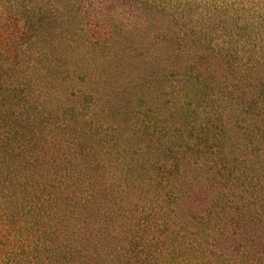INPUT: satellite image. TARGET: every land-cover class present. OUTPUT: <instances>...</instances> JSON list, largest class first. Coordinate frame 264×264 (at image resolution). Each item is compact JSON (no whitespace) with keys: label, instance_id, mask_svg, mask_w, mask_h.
Instances as JSON below:
<instances>
[{"label":"trees","instance_id":"trees-1","mask_svg":"<svg viewBox=\"0 0 264 264\" xmlns=\"http://www.w3.org/2000/svg\"><path fill=\"white\" fill-rule=\"evenodd\" d=\"M142 3L158 19L131 49L157 62L118 74L111 107L94 111L101 93L71 56L84 27L58 22L56 0H0L14 28L0 33V136L22 138L14 177L41 200L29 211L53 219L38 234L43 264H264V0ZM77 115L90 141L78 164L64 136ZM109 142L122 161L99 176L92 146ZM96 176L101 195L67 191L53 208L59 184Z\"/></svg>","mask_w":264,"mask_h":264},{"label":"rangeland","instance_id":"rangeland-1","mask_svg":"<svg viewBox=\"0 0 264 264\" xmlns=\"http://www.w3.org/2000/svg\"><path fill=\"white\" fill-rule=\"evenodd\" d=\"M56 1L58 22L66 25L71 21L72 26H82L85 29L84 33H80L83 38L80 40L75 39L76 43L71 44V48H73L71 56L73 60L79 61L81 68L87 70L89 74V77L86 78L89 83L84 86L88 84L92 89H99V93H101V100L99 105L94 107V111L98 109L97 107H111L108 101L110 92H113L114 87L117 86L114 81L116 80L118 84H124L125 81L124 76L117 77L118 74L131 72L134 75L139 71L145 76L149 71V67L157 62V59L152 56L143 58L142 52L131 48L135 41L144 40L145 38V35H138L135 29L141 28L145 24L149 25L152 23V18L153 20L158 18L150 13V6H145L142 3L144 0ZM147 1L151 2V0ZM68 7H72V13L77 15L72 17V20L65 17L66 14H64ZM13 29L11 24L6 25L0 22V33L5 31L4 35L9 34V32H13ZM87 40L94 44L89 43ZM64 42L66 41L61 42L63 46L66 45ZM66 53L69 54V51ZM137 54H140V56L136 57ZM144 61H146V64H143ZM102 81L105 89L97 87ZM69 82L76 87L79 86V83L75 80L70 79ZM137 82H140V80L138 79ZM106 98L108 101H106ZM54 115L56 118L55 124L61 125V112L57 110ZM86 118L89 117L77 115L75 120L66 121L65 131L67 134L64 132V136L68 138L67 143L73 141L68 150L74 153V157L77 155L75 153L79 150V146H85L84 152L90 149V141L82 132V130H85ZM73 128L76 133L70 131ZM102 134L93 137L92 141H96L97 137ZM129 134L127 132V135ZM235 135L236 132L232 134V136ZM17 140L19 142L15 144L10 137L0 136V264H43L46 251L42 245L44 241L41 240L38 234L47 228L53 222V219L43 215L41 211L40 213L29 211L34 208L36 202H41V200L36 201L33 199L30 202L26 195L29 188L25 185V179L14 177L15 169H25L24 162L26 159V154L23 152V140L22 138ZM124 142L125 138L122 137L120 143L124 144ZM227 148L228 146L225 150ZM117 150L118 148L112 146L110 142L92 146V152L96 153V160H100V164L96 168L97 175L105 174L106 177L108 171H113L111 168L113 160L119 157ZM14 154H18V156L15 157ZM105 155H107L106 158ZM78 159L79 156L77 155V164L79 163ZM119 159L122 161L120 157ZM101 180H97L96 176L83 179L78 183L75 180H68L69 187L66 186V183L59 184L60 189L53 191L50 195V199L55 203L53 208L57 212L62 210L67 198H64L65 195L62 193L67 191L72 190L74 194H79L89 190L92 193L101 195L103 192L100 188ZM46 181L52 182L51 178H47ZM125 193L126 191L118 195V200L122 204H125L129 199ZM82 210L83 208L78 205L74 207V212H81ZM70 221L73 222V218Z\"/></svg>","mask_w":264,"mask_h":264}]
</instances>
